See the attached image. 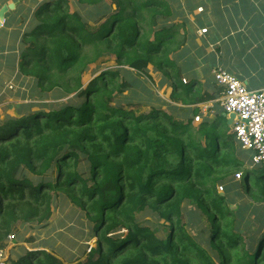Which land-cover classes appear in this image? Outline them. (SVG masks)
Instances as JSON below:
<instances>
[{
    "label": "trees",
    "instance_id": "obj_1",
    "mask_svg": "<svg viewBox=\"0 0 264 264\" xmlns=\"http://www.w3.org/2000/svg\"><path fill=\"white\" fill-rule=\"evenodd\" d=\"M79 1L94 10L93 23L77 10L70 12L66 0H44L14 34L12 49L19 53L4 59L15 76L35 82L32 97L43 99L52 91L55 101L63 93L73 96L66 102H34L24 112L26 105L18 104L15 115L0 121V243L19 232L20 220H46L53 191L83 203L95 221L96 245L80 264H264V214L246 223L258 224L248 242L241 241L238 214L215 186L240 169L244 190L264 199V163L251 167L252 151L241 146L224 115L193 123L198 105L223 90L215 77L207 88L217 92L202 88L190 71L194 61L183 54L201 23L189 15L199 8L208 13L209 4L186 0L185 6L180 0L175 8L169 0ZM210 1L216 21L217 0ZM9 13L1 33H7V24L12 27ZM109 55L149 78L150 66L161 71L173 101L192 109L146 99L117 105L115 93L130 85L126 79L118 82L119 70H103L85 85L87 70ZM164 105L176 110L170 114ZM80 153L90 161L91 186L78 169ZM54 171L56 177L47 179ZM186 199L210 215L213 253L180 226ZM147 206L169 222L167 236L137 222ZM117 228L119 235H111ZM9 264L63 263L34 247Z\"/></svg>",
    "mask_w": 264,
    "mask_h": 264
},
{
    "label": "rangeland",
    "instance_id": "obj_2",
    "mask_svg": "<svg viewBox=\"0 0 264 264\" xmlns=\"http://www.w3.org/2000/svg\"><path fill=\"white\" fill-rule=\"evenodd\" d=\"M44 0H0V6L4 4L13 3L15 7L11 9L9 17L11 19L12 27L5 28L6 32H0V45H4L5 48L0 47V56H3V66L0 65V121L6 119L8 116H13L17 112L18 104H25L26 107L22 108V112L28 110L30 104L34 102L42 101H55L54 97L50 94H55L54 91L47 92L48 94L43 99H36L32 97V87L35 85L34 81L29 80L23 76H15V73H11L4 59L10 58V54L15 52L19 53L18 49H12L15 44L14 34L22 32L21 24H28V19L33 10L40 2ZM70 12L76 10L85 16L91 23H93L95 12L88 5L82 4L79 0H66ZM171 4L176 8L180 0H169ZM186 0H182L181 4H185ZM186 6V4H185ZM115 8V4L113 5ZM199 8L195 11V14H190L189 17L194 21L199 19V28L196 33V41L189 43L187 50L194 49L199 45V41L206 42V38L210 36L207 31L202 34L201 24L205 20L212 19V10L207 13ZM198 16V17H197ZM206 18V19H205ZM182 15L177 18V21L181 22ZM25 28V27H24ZM1 30V29H0ZM18 34V33H17ZM18 44V41H16ZM19 46V44H18ZM198 55L202 54L197 51ZM7 57V58H6ZM176 58L182 60L178 55ZM185 60V59H184ZM187 61V60H185ZM204 61V60H202ZM205 68V67H204ZM203 68V69H204ZM103 70L121 72L118 82H122L126 79L130 82L129 87L122 93H115L116 104H122L128 101L148 100L151 102H157L160 100L165 101L172 106L187 107L192 109V106L183 104L181 101H176L172 98V88L169 87V81L166 75L161 71L154 69L150 66L151 78L145 74L137 73L135 70H131L128 66L120 64L115 55H109L104 57L100 62L92 65L84 74L83 80L85 85L92 80L95 76L99 75ZM123 70H126L125 72ZM198 70L201 69L199 63ZM189 78H183V82H188ZM202 88H205L203 83H200ZM40 91V89H37ZM37 93V92H36ZM73 94L64 95L57 98L55 102H66ZM156 98V99H155ZM115 104V103H114ZM35 107L31 105V108ZM168 105L163 106V110L173 113L176 109H169ZM48 110L49 108H44ZM200 120L194 118L193 123L196 125L201 123L206 115L198 113ZM197 114V115H198ZM79 157L78 169L84 174V178L87 179V184L91 186L92 181L90 179V161L88 157L82 153ZM240 169L230 172L222 180L216 182V188L220 192L219 195H224L228 198L227 205L231 206V209H235L238 215L237 218L242 223L240 229L241 241L248 242L250 233L256 230L255 225H247L250 220L255 219L257 214H264V199L258 192H250L244 190L243 172L240 173ZM56 171L51 174H47V179H54L56 177ZM29 177L36 180L31 173H28ZM243 185V186H242ZM53 198L51 201L52 213L44 221L32 220L30 222L23 223L21 220L16 224V228H20L19 232L12 233L8 238L4 239L0 245L6 250L8 256V262L17 259L19 256L26 254L28 250H32L34 247L40 249H47L56 255L63 264H80L90 255V250L96 245L97 233L94 231L95 221L89 217L87 211L82 207V204L74 201L67 194L58 195L56 192H51ZM84 205V204H83ZM257 207L259 210H256ZM182 215L180 216V226H182L185 232L193 237L194 241L213 253L211 245L209 214L205 213L204 209L200 207L196 200L186 199L181 207ZM259 211V212H258ZM137 222L142 226L151 227L158 235L163 237L168 235L169 222L161 216L158 210L147 206V208L140 214H137ZM120 228L111 232V235L118 236Z\"/></svg>",
    "mask_w": 264,
    "mask_h": 264
},
{
    "label": "crops",
    "instance_id": "obj_3",
    "mask_svg": "<svg viewBox=\"0 0 264 264\" xmlns=\"http://www.w3.org/2000/svg\"><path fill=\"white\" fill-rule=\"evenodd\" d=\"M206 3L209 4V13L213 7L210 0H206ZM216 7V21L212 18L201 24V28L207 27L211 34L206 42L199 41L194 49L183 52L186 59H192L195 63L191 73L196 74L207 88V81L214 80L213 70L223 67L243 81L248 89H263L264 0H217ZM199 63L202 70H198ZM210 87L207 89L217 92V88H212V85ZM222 97L223 90L216 99L199 104L200 113L210 120L222 114L227 124L232 126V121L229 123L230 115L221 106ZM255 166L252 162L251 167Z\"/></svg>",
    "mask_w": 264,
    "mask_h": 264
},
{
    "label": "built area",
    "instance_id": "obj_4",
    "mask_svg": "<svg viewBox=\"0 0 264 264\" xmlns=\"http://www.w3.org/2000/svg\"><path fill=\"white\" fill-rule=\"evenodd\" d=\"M208 31L201 29L202 34ZM223 88L221 106L227 115L235 114L232 132L241 146L253 152V164L264 163V88L251 90L235 74L223 67L213 70ZM200 120V115L195 116ZM0 264H8L6 250L0 245Z\"/></svg>",
    "mask_w": 264,
    "mask_h": 264
},
{
    "label": "water",
    "instance_id": "obj_5",
    "mask_svg": "<svg viewBox=\"0 0 264 264\" xmlns=\"http://www.w3.org/2000/svg\"><path fill=\"white\" fill-rule=\"evenodd\" d=\"M15 5L13 3H6L0 8V29L4 26L6 22V14L13 9ZM235 114H231L229 118V123L235 118Z\"/></svg>",
    "mask_w": 264,
    "mask_h": 264
},
{
    "label": "clouds",
    "instance_id": "obj_6",
    "mask_svg": "<svg viewBox=\"0 0 264 264\" xmlns=\"http://www.w3.org/2000/svg\"><path fill=\"white\" fill-rule=\"evenodd\" d=\"M8 264H9V262H8Z\"/></svg>",
    "mask_w": 264,
    "mask_h": 264
}]
</instances>
